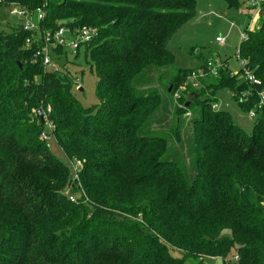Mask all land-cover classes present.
<instances>
[{
    "label": "trees",
    "instance_id": "16d2710c",
    "mask_svg": "<svg viewBox=\"0 0 264 264\" xmlns=\"http://www.w3.org/2000/svg\"><path fill=\"white\" fill-rule=\"evenodd\" d=\"M9 4L45 18L34 32L0 31V264H193L234 253L235 264H264V14L238 52L260 86L228 65L211 74L209 58L197 68L208 75L200 86L178 91L197 69L179 68L170 43L195 20L196 0H1L0 8ZM83 26L97 35L74 54L60 46L52 54L77 57L85 47L99 78L96 115L71 93L81 81L36 57L43 34ZM153 78L167 80L179 120L200 107L191 173L172 157L170 139L152 132L167 104ZM219 90L255 111L250 135L213 108ZM38 110L71 167L81 162L78 181L42 139Z\"/></svg>",
    "mask_w": 264,
    "mask_h": 264
},
{
    "label": "rangeland",
    "instance_id": "374dc122",
    "mask_svg": "<svg viewBox=\"0 0 264 264\" xmlns=\"http://www.w3.org/2000/svg\"><path fill=\"white\" fill-rule=\"evenodd\" d=\"M262 1L263 0H238V8L236 6H230L225 0H196L197 16L195 20L182 27L170 43V50L175 55L177 66L183 69L196 70L204 61L211 58V62H213L215 66L219 63H221V68L228 65L231 74L239 73L242 68V62L237 57L242 44L241 41L243 40L242 37L248 28H258V23L263 18L262 14H264L261 9ZM257 3H259L258 6H252ZM12 9H16L15 4H9L0 8V31L2 33H7L8 27H19L28 22L26 19H19L12 16L10 14ZM21 9L28 11L32 16V12L29 10L22 7ZM32 20L35 24L38 22L37 14L34 15ZM65 39L68 41L67 35ZM221 39L224 40V45L220 44L219 41ZM192 50H194L195 54L198 51V54H200L204 60L192 56ZM215 56H217V58ZM51 61L54 67L67 68L74 80L81 81L80 86L82 91H79V88L73 86L71 93L83 109L95 110L100 104L97 94L99 78L97 77L95 69L91 71L89 65L85 62V47L80 50V54L77 57L68 52L66 56H62L59 60L56 55L51 53ZM202 79H200L199 82H201ZM167 85V80H163L161 83L154 80V78L150 85L156 92L164 98H167V104L164 108L153 116L152 132L156 136L170 139L171 150L174 153L172 157L179 163L182 170L184 169L191 173L192 170L190 169V165L195 148L193 143V119L197 117L200 107L195 103L191 110L183 114L179 120L178 116L175 115L173 111V107L170 106L171 100L166 92ZM181 90L182 88L178 91ZM215 102L221 106L220 110L222 112L228 113L231 116L235 124H237L245 134L250 135L252 133L257 122L250 117L249 112H244L240 108L238 102L230 93L219 90L215 95ZM93 115H96V110L93 112ZM173 133L179 134V143L172 139ZM48 145L51 154L60 159L66 167H70L71 174H73L75 179V174L70 165L71 163L64 157L59 143L51 139L48 141ZM65 192L66 195L72 194L68 189ZM132 220L134 219L132 218ZM224 233L226 236L231 237V233L228 231ZM124 244H127V242ZM127 246L130 245L127 244ZM235 255L234 253L224 258L225 260L220 257L211 258L202 255L195 259L193 264H224V261L233 260Z\"/></svg>",
    "mask_w": 264,
    "mask_h": 264
},
{
    "label": "built area",
    "instance_id": "2783aa9c",
    "mask_svg": "<svg viewBox=\"0 0 264 264\" xmlns=\"http://www.w3.org/2000/svg\"><path fill=\"white\" fill-rule=\"evenodd\" d=\"M258 5L259 3L254 4L252 6H258ZM15 7L16 9H12L10 14L19 19L20 18L26 19V21H28L27 23L23 25V28L25 30H30L34 32L39 29V22H41V20L45 18L44 13H42L41 11L35 12V14H37L38 16V22L35 24L32 20L35 14L32 13V16H31V14L28 11L21 9L20 6L15 5ZM66 35L68 36V41H66L65 39ZM96 35H97V30L93 28L85 27V26H83V28L75 29L72 31H70L69 29L67 30L65 28H59L54 33L47 32L43 34V37H42L43 46H42V49L39 52H37L36 57L43 55V63L45 67L51 68L52 67L51 53H52L53 48L60 46V47H63L64 49L71 51L74 54L77 52L78 49L82 47V45H84V43L91 41ZM244 37H245V34H243L242 38ZM219 42L221 45L225 44L223 39H221ZM26 44L30 45L31 44L30 40H27ZM237 58H239V56ZM240 60L242 62L241 72L243 73V76L245 77V79L248 80L249 83H252L255 86H260L261 81L254 78L251 75V73L248 71V69L245 67L246 61L242 59ZM218 67L219 68L221 67V63H219L217 66H215L213 62L211 61L206 64V68L210 71L211 74L215 73ZM207 76L208 75L205 73L204 69H197L195 72H192L190 74V76L188 77L187 83L181 86L182 90H185L188 87L187 85L191 86L192 89H197L200 86L199 80L202 78L204 79ZM258 98H259V101H258L259 107L260 108L262 107L264 109V89L260 91ZM212 106L216 110L221 109V106L217 104L216 102L213 103ZM47 111L50 112V109L48 108ZM249 115L252 119H255L256 117L254 110H251L249 112ZM44 120H45L46 127H48V130L42 134V139L48 142L49 140L52 139V134L55 130V127H53L52 122L48 120L47 114H44ZM81 166H82L81 162H76V164L72 166L73 173L75 174V180H78L77 169ZM67 196H70V195H67ZM70 199L73 200L72 197H70ZM237 261H238V256L235 255L233 257V260L224 261V264H235Z\"/></svg>",
    "mask_w": 264,
    "mask_h": 264
},
{
    "label": "water",
    "instance_id": "95a60500",
    "mask_svg": "<svg viewBox=\"0 0 264 264\" xmlns=\"http://www.w3.org/2000/svg\"><path fill=\"white\" fill-rule=\"evenodd\" d=\"M198 52V51H197ZM20 67H21V64H20ZM170 90V89H169ZM81 91V90H80ZM190 99L192 100V95L190 96ZM191 100L188 101L185 105L186 107H189L190 104H191ZM38 113H39V117H40V120H41V124L44 125L45 124V120H44V113L43 111L41 110H38Z\"/></svg>",
    "mask_w": 264,
    "mask_h": 264
}]
</instances>
